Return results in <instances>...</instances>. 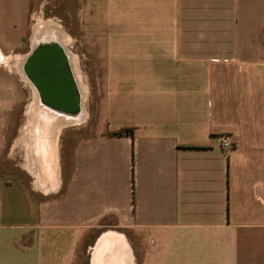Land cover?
Here are the masks:
<instances>
[{
  "label": "crops",
  "instance_id": "0c3cea01",
  "mask_svg": "<svg viewBox=\"0 0 264 264\" xmlns=\"http://www.w3.org/2000/svg\"><path fill=\"white\" fill-rule=\"evenodd\" d=\"M60 1L99 92L55 172L0 127V264H264V0ZM47 2L0 0L5 60Z\"/></svg>",
  "mask_w": 264,
  "mask_h": 264
},
{
  "label": "rangeland",
  "instance_id": "374dc122",
  "mask_svg": "<svg viewBox=\"0 0 264 264\" xmlns=\"http://www.w3.org/2000/svg\"><path fill=\"white\" fill-rule=\"evenodd\" d=\"M49 2H47L48 4H45L44 6H42L40 12L41 13H36L34 15H32L29 24H28V29L26 31V34L24 35V38H22L19 43L11 50L10 53H5L3 55H5V57L7 58L8 62H7V67L4 66H0V84L4 83V76L6 75V77L8 79L11 80V83H9V87L10 90H8V96L10 98H12L13 103L11 104H7V112L6 114L2 115L0 114V127L2 128H11L14 125V120L12 118V114L15 115V117L17 118V113H19L18 116V120H15L16 122V127L17 126H23L24 125V121H25V110L26 108H22L23 105V95L25 93L20 91V88L18 86L17 89H15L14 87V83L20 85L19 81L16 80V74H15V70L13 68V58L15 57H19V55H22L26 50L29 49V39L32 33V28L34 26V24L40 20L44 21V20H50L51 22H53L54 24H57L61 30L66 34V36L68 37L67 40V44L65 49L68 50L70 52V44H71V39L69 37V31H70V24L67 20L70 19L69 18V11H67V9H70V7L65 6L62 1L60 0H48ZM69 3V0L67 1ZM66 4V2H65ZM68 13H67V12ZM66 12V13H65ZM63 14H67L66 16ZM38 22V23H39ZM68 23V24H67ZM79 59H81V56H79ZM76 62V61H75ZM75 74L76 77L79 81V84L81 85V87L84 89L85 91V97L83 100V108H84V112H86L88 115L92 114V110H93V103H94V99L96 98L98 92H99V78H100V74L99 72H92V71H83V70H79L77 69V66H75ZM4 75V76H2ZM27 105L29 104L28 102ZM5 107L4 103L0 102V110L1 108ZM27 107V106H26ZM23 109V110H22ZM20 110L22 112H20ZM84 124V123H83ZM76 125V124H74ZM82 125V124H81ZM96 228V236L98 235V233H102L105 232L107 230L110 229L109 225H100ZM80 264H84V260L81 259Z\"/></svg>",
  "mask_w": 264,
  "mask_h": 264
},
{
  "label": "water",
  "instance_id": "95a60500",
  "mask_svg": "<svg viewBox=\"0 0 264 264\" xmlns=\"http://www.w3.org/2000/svg\"><path fill=\"white\" fill-rule=\"evenodd\" d=\"M26 59L20 69L30 72V80L40 89L54 106L49 109L62 114L63 121L77 119L82 111L80 105L67 106L74 85L65 48L54 40L37 41L29 46Z\"/></svg>",
  "mask_w": 264,
  "mask_h": 264
},
{
  "label": "bare ground",
  "instance_id": "6f19581e",
  "mask_svg": "<svg viewBox=\"0 0 264 264\" xmlns=\"http://www.w3.org/2000/svg\"><path fill=\"white\" fill-rule=\"evenodd\" d=\"M47 41V40H54L61 44L64 48L68 43V37L66 34L61 30V28L51 22L50 20L41 21L39 23H35L32 28V33L29 39V46L34 45L37 41ZM66 50V49H65ZM67 58L70 64V71L72 80L74 81L75 86L80 91L81 101L83 103L85 97V91L79 84V81L75 74V66L76 62L75 59L72 58L70 52L66 50ZM16 64L14 65L15 72L19 75L21 80H24L22 72L20 70V66L22 62L26 59L25 54L16 57ZM5 61L4 57L0 54V65ZM32 116L30 120V126L28 129H31L32 136L29 143V147L31 146L32 153L37 152L40 153L41 161L43 160L50 165L51 173L53 171V166L55 165V142L56 136L61 128L72 126L74 124L79 123L84 118V111H82L81 115L74 119L73 121H63L59 117L52 116L47 111L41 109L39 106L35 104V100L32 99ZM24 128V125H23ZM24 132L26 130L24 129ZM24 142V141H23ZM55 172V169H54Z\"/></svg>",
  "mask_w": 264,
  "mask_h": 264
},
{
  "label": "flooded vegetation",
  "instance_id": "af4514ba",
  "mask_svg": "<svg viewBox=\"0 0 264 264\" xmlns=\"http://www.w3.org/2000/svg\"><path fill=\"white\" fill-rule=\"evenodd\" d=\"M28 51H29V49L26 50L23 54L28 53ZM12 60L14 62V58ZM7 62H8V60L6 59L1 66L7 67ZM20 70L22 72L24 80H21L19 75L15 72L16 77H17L16 80H18L20 82L19 83L20 85L14 83V87H15V89H17L16 86H18L20 88V91L25 93L23 95V98H22V100H23L22 108H26L25 118L27 119L28 124H26V123L24 124V129L26 130L30 126L29 123L31 120L32 108H33L32 107V99L35 100V104L37 106H39L41 109L50 113L52 116H55V117H59L60 115L62 116L61 113L51 110L52 108L49 109V106L52 107V106H54V104L52 103V101L47 100L45 98L44 94L40 91V89L30 80V72L24 71L22 69H20ZM65 101H67L66 103H68L67 106H70L72 108L80 105L81 111H83L82 101H81V97H80V91L75 86V84L73 85V87L71 89L69 99H67ZM25 102H28L29 104L27 105V103H25ZM20 112H22V111L20 110ZM26 119H25V121H26Z\"/></svg>",
  "mask_w": 264,
  "mask_h": 264
},
{
  "label": "built area",
  "instance_id": "2783aa9c",
  "mask_svg": "<svg viewBox=\"0 0 264 264\" xmlns=\"http://www.w3.org/2000/svg\"><path fill=\"white\" fill-rule=\"evenodd\" d=\"M219 146L220 148H222L223 150H226L229 148L230 146V142L229 140L226 138L225 135H220L219 136Z\"/></svg>",
  "mask_w": 264,
  "mask_h": 264
}]
</instances>
